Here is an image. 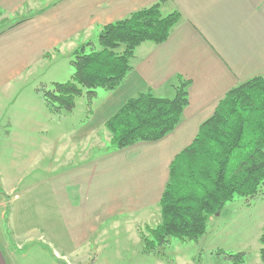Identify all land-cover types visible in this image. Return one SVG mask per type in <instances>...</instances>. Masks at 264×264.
I'll return each mask as SVG.
<instances>
[{
	"label": "crops",
	"instance_id": "obj_1",
	"mask_svg": "<svg viewBox=\"0 0 264 264\" xmlns=\"http://www.w3.org/2000/svg\"><path fill=\"white\" fill-rule=\"evenodd\" d=\"M156 2L162 15L180 13L167 39L135 48L105 102L85 111L77 99L69 112L81 115L67 123L65 110L51 113L41 89L67 71L71 53ZM177 76L189 82L177 126L114 149L105 121L139 93L172 97ZM256 76H264V0H0V154L35 159L0 171V264H123L103 255L110 236L139 243V229L159 222L170 162L225 93Z\"/></svg>",
	"mask_w": 264,
	"mask_h": 264
},
{
	"label": "trees",
	"instance_id": "obj_2",
	"mask_svg": "<svg viewBox=\"0 0 264 264\" xmlns=\"http://www.w3.org/2000/svg\"><path fill=\"white\" fill-rule=\"evenodd\" d=\"M159 6L156 2L104 25L96 49L85 50L91 42L79 45L69 58L70 79L41 89L48 110L71 111L77 97L93 98L97 88L110 91L119 86L132 68L135 48L145 41L163 42L180 19L178 11L162 15ZM188 83L177 76L172 97L148 90L128 98L104 123L111 146L121 149L169 134L188 103ZM86 106L89 110L91 101ZM263 188L264 76H256L228 90L191 143L170 162L159 201L161 222L145 227L150 237L139 233L143 251H157L171 237L197 241L226 202L260 196ZM259 243V264H264V225ZM228 257L233 264L244 262L243 252Z\"/></svg>",
	"mask_w": 264,
	"mask_h": 264
},
{
	"label": "rangeland",
	"instance_id": "obj_3",
	"mask_svg": "<svg viewBox=\"0 0 264 264\" xmlns=\"http://www.w3.org/2000/svg\"><path fill=\"white\" fill-rule=\"evenodd\" d=\"M92 40V46L86 47V51L98 48L97 38L95 37ZM68 65L66 72L61 71L60 75L51 77V79L53 81L57 80L56 82H64L70 79L73 68L71 64ZM108 95H110L109 90L97 88L95 97L87 98L83 95L77 97V99H80L79 101H82L83 105H85L84 103L90 105L91 101L93 106V103L97 100L105 102ZM33 100L37 101V99ZM92 106H90V109ZM80 109L81 107L73 110V112L63 111L58 116L65 117L64 122L67 123L70 119L67 115H81ZM83 110L87 111L88 109L83 107ZM76 119L74 120L75 125L77 123ZM12 141L6 140L5 142L12 143ZM13 151L14 149H10L7 150L6 155L0 154V171H3V167L6 171H11L21 162L27 160H29L31 166L35 163L32 156L14 155ZM27 179L31 180V178ZM7 219V216H5V219L2 220L5 230H8ZM212 219L207 223L205 234L197 241H180L171 237L167 245L158 248L157 251H149L148 253L143 251L140 238L138 243L134 234L121 231L120 235L116 233L110 236L107 251L103 255L110 261H118L123 264H143L145 262H147L145 264H233L228 255L243 252V264H257L260 261L259 248L261 246L259 237L264 225V193L254 198L235 197L233 200L226 202L219 211V215H214ZM160 222L161 216L159 222L147 227L155 228ZM145 227L139 230L150 237ZM209 243L212 247H216L209 249L211 248Z\"/></svg>",
	"mask_w": 264,
	"mask_h": 264
}]
</instances>
